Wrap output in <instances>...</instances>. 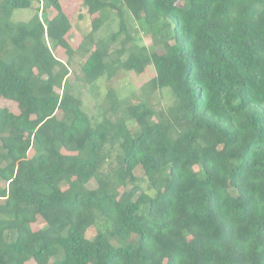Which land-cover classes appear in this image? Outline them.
Wrapping results in <instances>:
<instances>
[{
    "label": "trees",
    "instance_id": "trees-1",
    "mask_svg": "<svg viewBox=\"0 0 264 264\" xmlns=\"http://www.w3.org/2000/svg\"><path fill=\"white\" fill-rule=\"evenodd\" d=\"M36 1L0 0V264H264V0H81L80 44L63 0L13 20ZM128 10L163 52L138 42ZM115 13L120 30L97 39ZM79 54L96 88L151 73L145 88L176 101L113 88L95 119L70 80Z\"/></svg>",
    "mask_w": 264,
    "mask_h": 264
},
{
    "label": "rangeland",
    "instance_id": "rangeland-1",
    "mask_svg": "<svg viewBox=\"0 0 264 264\" xmlns=\"http://www.w3.org/2000/svg\"><path fill=\"white\" fill-rule=\"evenodd\" d=\"M40 1V0H39ZM37 0L35 7L33 8H20L15 11L13 16V20L15 22L20 21H29L31 20L36 13L38 12V8L40 3ZM45 0H41L42 5H44ZM63 5L68 14H70L73 18L74 29L71 33V39L77 43H82L84 39V35L89 33L92 30V17L88 12V9L82 5L81 0H63ZM44 19L47 18L48 15L54 16L56 14L55 9H51L49 13L42 12L41 13ZM127 18L129 20L131 31L136 36L139 43L148 45L153 50H159L161 52L164 51L165 46L164 43L166 39L163 35H152L147 30L146 26L135 19L132 13L128 10ZM121 28V17L118 14H114L113 19L108 21L101 31L97 34V39L108 37L113 32L120 30ZM168 31V30H167ZM165 30L164 33L168 34L170 38V31ZM58 56L63 61H69V53L63 47H55ZM122 44H118L120 47ZM117 46V47H118ZM88 59V55L83 56L79 54L76 56L75 60L72 64V75L70 76V80L73 83L74 92L77 93L84 99L86 109L95 117V119L101 118V103L106 101L108 93L111 89L115 88L118 90V93L122 99H126L129 101H152L158 109H168L172 106L176 101V96L171 87H167L161 90H151L145 88L144 84L146 81H149L152 78L151 73H146L143 75H139L135 72L122 70L119 72L117 76L114 78H109V76H104L99 84V88L89 84L85 80V73L83 70V65ZM152 72H155L154 67L152 68ZM2 104L5 106H9L14 111L19 112V103L18 101L11 100L8 98H2ZM63 111H59V116H63ZM134 123V122H133ZM34 151L32 152V154ZM138 175L142 178V184L146 189H149L152 193L154 190L150 189V183L145 174V169L141 166L137 170ZM63 185L66 187L68 182H64ZM91 187H97L98 182L96 180L90 183ZM47 225V221L41 216L39 222L36 224L37 228L44 227ZM98 233V226H93L88 235L90 238L94 239Z\"/></svg>",
    "mask_w": 264,
    "mask_h": 264
}]
</instances>
